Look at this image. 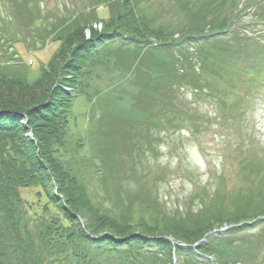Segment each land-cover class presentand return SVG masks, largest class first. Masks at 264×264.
Returning <instances> with one entry per match:
<instances>
[{"label":"trees","instance_id":"16d2710c","mask_svg":"<svg viewBox=\"0 0 264 264\" xmlns=\"http://www.w3.org/2000/svg\"><path fill=\"white\" fill-rule=\"evenodd\" d=\"M34 1L7 0L15 12L7 22L15 17L34 30L41 21L35 36L42 42L40 49L49 40L58 47L34 80L20 57L0 60V118L9 120L0 125V264H173L168 237L189 246L177 250L179 264H208L193 251L197 243V251L214 256L217 264H244L249 252L259 253L264 228L245 234L264 222V193L259 189L242 193L243 201L231 197L226 202L221 192L206 193L200 210L174 212L157 189L153 194V183L133 196L119 183L100 197L88 180L94 173L104 181L138 177L147 145L157 151L162 130L177 132L187 122L198 131L202 117L182 100L180 90L198 97L214 93L221 110L227 111L232 106L226 107L219 95L256 84L254 76L264 74V67L256 60V72L246 62L255 57L251 45L264 49L259 39L251 42V29L264 24V0H172L169 10L176 18L171 22L158 21L140 6L142 0H109V17L100 18V4L107 1L95 0L91 14L54 23H44ZM97 18L105 22L101 32L92 31ZM88 28L90 39L85 37ZM120 36L128 42L111 41ZM152 37L156 47L150 46ZM29 47L39 48L36 42ZM229 56L240 59L238 66L232 60L223 64ZM60 85L102 105L75 150L69 140L74 97ZM107 94L118 107L103 102ZM249 95L238 96L237 104ZM121 105L129 106L132 114H123ZM124 125L127 129L121 131ZM118 134L125 140L127 163L113 155L112 139ZM86 142H91L90 151L84 150ZM245 165L254 178L264 171L258 159L243 161ZM24 188L36 189L35 201L24 196ZM136 203L142 205L138 210ZM224 225L231 226L227 236L199 243Z\"/></svg>","mask_w":264,"mask_h":264},{"label":"rangeland","instance_id":"374dc122","mask_svg":"<svg viewBox=\"0 0 264 264\" xmlns=\"http://www.w3.org/2000/svg\"><path fill=\"white\" fill-rule=\"evenodd\" d=\"M94 1L38 0L34 1L33 5L40 6L44 23H54L58 20H68L70 15L84 13L87 16L91 14L93 6L97 5ZM106 1L102 3L103 5L100 4L97 16L108 19L110 13L107 6L110 2ZM7 3V0H0V39L3 40V44H0V60L7 62L17 55L26 63L24 67L28 69V78L34 80L41 67L47 64L52 57L58 47V42L49 40L45 47L40 49L42 42L35 36L41 21L34 24V30L26 29L20 25L15 17H12V22H7L6 18L15 15L11 5ZM171 3L172 0H142L140 6L145 11L153 12L158 16V21L171 22L173 18H176L173 10L172 12L169 10ZM92 25V31L94 29L101 32L105 29V22L99 18L93 19ZM251 30V42L255 43L256 39H259L260 43L264 44V24H259ZM91 33L89 28L86 29L85 37L88 39ZM155 39V37L151 38L152 41ZM34 42L39 46L37 50L29 47ZM251 46L250 51L255 57L251 56L246 62V66L254 68L257 60V65L264 67V49L259 44ZM255 51L258 53L257 56ZM231 60L232 58L229 56L223 64L226 66ZM232 62L238 66L240 59L232 60L231 64ZM258 66L253 70L258 72ZM228 69H231V66ZM254 78L256 84L250 83L248 89L244 86L234 87L230 89V94L225 92V94L219 95L221 99L225 98L224 105L226 107L229 103L232 106L231 108L229 106L227 111L221 110L218 104L220 99H217L218 101L214 99V93H211L210 97L208 93L204 92L202 97H198L189 89L180 90L181 93H179L183 96L182 100L193 104L202 117L198 131H192L187 122L183 125V129L177 132L161 129L158 150L152 152L147 145L143 162L141 161L142 163L137 167L138 177H131L129 180L118 177L111 181H104L100 174L94 173L89 176L88 180L91 191L103 197L107 195L106 190L111 189L112 191L121 183L124 192L133 196L142 189L144 184L147 186L149 183H153L155 184V188L153 187L152 190L153 194L157 195L155 193L157 189L162 202L174 212H182L189 208L194 211L200 210L204 204L201 196L206 193L221 192L223 199L225 201L227 199L226 202L231 199L243 201L240 195L246 192L249 194L253 189H259L263 194L264 171L257 172L260 174L254 178L252 169L247 168L246 165L243 168V161L250 162V159H258L264 162V74L258 73ZM99 81L100 79L96 80L99 85L103 86L104 83ZM60 86L66 92L71 90L63 85ZM245 93L250 95L244 98L242 104H237V97L243 96ZM102 100L109 108L118 107L116 100L110 95ZM101 106V103L100 105L98 102L92 103L85 95H78L74 98L69 134L72 150L76 148L77 139L87 138L88 128L92 123L89 117L93 114L100 115ZM121 112L125 115L132 114L129 106L124 105H121ZM8 124L7 118H0V125ZM92 128L95 129V127ZM126 129L127 125H124L121 131ZM144 140L148 143L146 139ZM112 143L114 157L122 163H127L130 158L127 152L123 151L124 137L118 134L116 138L112 139ZM90 144L88 145L86 142L84 150L90 151ZM97 160L98 165L101 166L102 161ZM35 193L36 189L34 188L23 189L24 196L30 201H35ZM141 206L140 203H136L137 210ZM258 228L253 229V232ZM258 252H249L246 259H243L244 264H264V246ZM95 255H99V252H96ZM178 256L180 257V255Z\"/></svg>","mask_w":264,"mask_h":264}]
</instances>
